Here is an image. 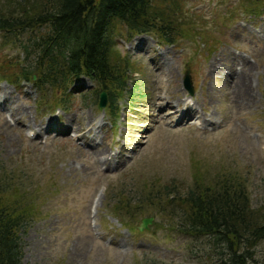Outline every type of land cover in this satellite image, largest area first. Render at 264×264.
<instances>
[{
	"label": "rangeland",
	"instance_id": "374dc122",
	"mask_svg": "<svg viewBox=\"0 0 264 264\" xmlns=\"http://www.w3.org/2000/svg\"><path fill=\"white\" fill-rule=\"evenodd\" d=\"M172 1L184 28L208 46L134 37L117 24V51L136 72L130 88L144 96L125 93L116 119L108 101L100 110L87 77L74 81L65 108L54 109L40 104L43 93L32 83L16 87L0 77V173L14 174L41 205L22 235L24 264H220L227 251L212 237L178 230L177 204L149 203L166 186L185 192L197 167L211 179L243 180L264 215V13L246 15L251 0ZM30 35L0 32V62L21 55ZM187 66L193 96L184 86ZM62 92L46 86L44 102ZM144 218H153L148 229H131ZM253 254L254 264L264 263V241Z\"/></svg>",
	"mask_w": 264,
	"mask_h": 264
},
{
	"label": "trees",
	"instance_id": "16d2710c",
	"mask_svg": "<svg viewBox=\"0 0 264 264\" xmlns=\"http://www.w3.org/2000/svg\"><path fill=\"white\" fill-rule=\"evenodd\" d=\"M242 10L259 17L264 13V0H251ZM183 22L186 20L172 0H0V32L13 38L31 32L18 46L21 55L0 62V77L16 87L32 83L43 93L40 104L51 109L65 108L74 95L70 91L74 81L87 77L97 85L96 103L106 91L108 116L117 118L125 93L134 100L144 96L130 88L136 72L134 64L121 59L117 51V39L123 35H117L122 33L117 24L128 28L127 35L153 33L168 45L181 39L203 42L204 38L197 34L200 39H195ZM203 45L207 48L208 43ZM46 86L54 92L63 91L65 98L54 96L45 103ZM196 170L192 185L183 188L185 192L169 191L166 186L164 192L149 196V203L177 204L184 217L178 230L193 237H212L216 246L227 251L220 264H254V249L264 241V215L252 208L244 181L233 175H218L215 180L199 167ZM7 174L0 173V264H24L22 235L42 215L41 205L29 198L21 183L16 184L14 174ZM125 206L127 210L132 207L128 202ZM137 214L143 217L147 212L141 208ZM122 221L126 226V220ZM129 226L140 233L137 227Z\"/></svg>",
	"mask_w": 264,
	"mask_h": 264
},
{
	"label": "water",
	"instance_id": "95a60500",
	"mask_svg": "<svg viewBox=\"0 0 264 264\" xmlns=\"http://www.w3.org/2000/svg\"><path fill=\"white\" fill-rule=\"evenodd\" d=\"M34 79H36V77H34ZM184 86L186 88V90L189 92L190 96H193L195 94V90L193 87V83L191 80V74H190V67L187 66V72H186V76L184 78ZM107 101H108V97H107V93L103 92L100 96V103L99 106L104 109L107 105ZM153 223V218H144V220L142 221L139 230L140 231H144L146 229H148V226L150 224Z\"/></svg>",
	"mask_w": 264,
	"mask_h": 264
},
{
	"label": "bare ground",
	"instance_id": "6f19581e",
	"mask_svg": "<svg viewBox=\"0 0 264 264\" xmlns=\"http://www.w3.org/2000/svg\"><path fill=\"white\" fill-rule=\"evenodd\" d=\"M229 59H232L231 57L229 58ZM234 60V59H233ZM216 61V60H215ZM244 63V62H243ZM242 63V64H243ZM238 64V63H237ZM230 65V64H229ZM245 66V65H244ZM171 69V68H170ZM233 69V68H232ZM212 72H214V73H216L215 71H212ZM243 72V71H242ZM218 73V72H217ZM222 73V72H221ZM248 75V74H247ZM213 76V75H212ZM216 76V75H215ZM247 77V76H246ZM237 88V87H236ZM244 90V89H243ZM246 92V91H245ZM244 92V93H245ZM243 93V92H242ZM236 94V93H235ZM238 94V93H237ZM243 95V94H242ZM235 96V95H234ZM239 96V95H238ZM247 96V95H246ZM243 97V96H242ZM244 98V97H243ZM242 99V98H241ZM245 100H247V99H245ZM190 109V108H189ZM187 113L185 112L184 114H182L181 115V120H186L187 119ZM176 117V116H175Z\"/></svg>",
	"mask_w": 264,
	"mask_h": 264
}]
</instances>
